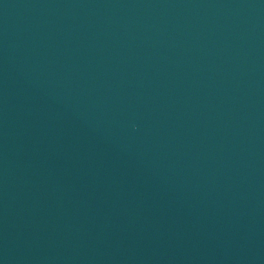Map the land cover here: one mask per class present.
Returning <instances> with one entry per match:
<instances>
[{
	"label": "water",
	"instance_id": "1",
	"mask_svg": "<svg viewBox=\"0 0 264 264\" xmlns=\"http://www.w3.org/2000/svg\"><path fill=\"white\" fill-rule=\"evenodd\" d=\"M0 264H264V0H0Z\"/></svg>",
	"mask_w": 264,
	"mask_h": 264
}]
</instances>
